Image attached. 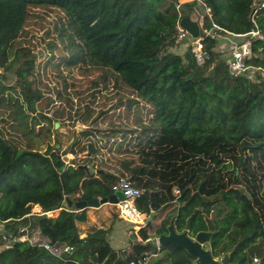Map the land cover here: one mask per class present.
<instances>
[{
	"label": "trees",
	"instance_id": "1",
	"mask_svg": "<svg viewBox=\"0 0 264 264\" xmlns=\"http://www.w3.org/2000/svg\"><path fill=\"white\" fill-rule=\"evenodd\" d=\"M178 1L0 0L3 232L16 234L27 227L51 243L75 248L56 257L28 242L0 238V264H128L149 255L151 222L139 231L141 242L133 241L123 250L110 247L111 227L88 230L81 237L87 209L74 204L109 197L119 179L141 191L137 207L144 214L176 204L178 233L195 211L190 234H211L208 247L213 258L264 264V0H203L211 11V20L204 16L207 29L212 21L244 35L254 27L252 19L259 29L258 37L245 36L252 57L246 62L248 73L238 78L231 77L222 53L215 50L217 35L203 41L207 60L202 67L196 65L190 48L182 56L170 51L183 44L176 29L181 16L198 12L191 4L183 6L186 11L177 9ZM33 9L58 11L46 52L14 49ZM58 49L62 52L55 56ZM45 57L47 62L60 58L70 69L67 73L58 69L48 79L53 82V99H45L43 91L28 81L39 75L37 64ZM74 69L84 78L98 76L85 86L73 76ZM101 83L103 88L112 83L111 98L99 95ZM14 90L21 99L15 105L6 95ZM114 98L116 103H109ZM100 99L102 108H91ZM55 122L60 128L77 123L88 127L74 132L78 139L70 153L84 154L83 164L94 166L93 172L64 165L56 150L59 139L43 153L17 148L15 143L31 146L39 134L50 135ZM174 188L180 190L177 198ZM214 203L219 214L217 208L209 217ZM32 205L43 212L63 209L52 218H26ZM172 218L162 220L158 236L166 233ZM161 252L170 264L194 260L174 247H161Z\"/></svg>",
	"mask_w": 264,
	"mask_h": 264
},
{
	"label": "rangeland",
	"instance_id": "2",
	"mask_svg": "<svg viewBox=\"0 0 264 264\" xmlns=\"http://www.w3.org/2000/svg\"><path fill=\"white\" fill-rule=\"evenodd\" d=\"M189 6L195 7L196 5L194 4V5H189ZM57 13H58V11L54 10V9L53 10H49V9H43V10H41V9H38V10L37 9H33L29 19L27 20V23H26L23 31L21 32L20 36L18 37L17 41L15 42L14 49H17L19 47H31L36 52L44 50L45 49V44L47 42H49L52 39V36L54 35L53 34V26H54L53 22H54V20H55V18L57 16ZM189 15L192 16L194 20H197L200 23H206L207 24V20L205 19L203 12H200V13L197 14L196 11H190ZM177 26H178V24H177ZM177 26H176V29L178 30L179 27H177ZM191 45H192L191 42H189L187 44L183 43V44H181V45H179L177 47L171 48L170 51L174 52L177 55L182 56L189 50ZM48 52L52 53L50 50H48ZM60 52H62V51L58 49V50H54L53 53H54L55 56H58ZM47 60H48L47 57L41 58L39 60V63L37 64L39 75L32 76V77L28 78V81L31 82L32 88L38 87V88H40L43 91L45 99L48 98V97H51L53 99V98H55V93L52 91L53 82H50L48 79H50L51 77L56 75L58 69L60 71H62L63 73H67L70 69H68L65 66L64 60H62L60 58H54L50 62H47ZM72 71L74 73L73 76H75L77 78L78 77L81 78L82 81H83L82 84H84L85 86L89 85L91 81L96 80V77L98 76V73H93V75H88L87 78H84L81 74L78 75L77 69H74ZM35 77L39 81L38 83L36 82ZM12 81H13V79H11L8 83L11 84ZM67 81H68V83L72 82V80L70 78H67ZM46 85H47V87H46ZM99 87L101 88V91H100L101 93L99 94L100 96L104 95L106 97H110L111 98V96H113L114 93H115V91L111 89L112 83L108 84L109 88L108 87L103 88V84L102 83L99 85ZM72 91H73V88L69 87L68 88L69 96L72 93ZM6 95L11 97V103L14 104V105L20 103V101H21L18 90L7 92ZM73 98H74V100H76L75 97H73ZM5 99H7V98H5ZM45 99H44V101H45ZM100 101H101V99L98 101V103H96L93 106H91V108H96V107L97 108H102L101 104L104 102V100H102L103 102L101 104H100ZM42 102H43V100H42ZM109 103H112V104L116 103V99L114 98L113 100H109ZM78 125L83 126V125H81L79 123H77L75 126H72L70 124H65L61 128L59 126L57 129H52L50 131V135H48L47 133L43 132L42 134H39L38 136H36L32 140L31 146L25 145L23 143V141L20 142V143H15V144L17 145L18 149L31 148V149H33L35 151H40L41 153H43L48 146L54 145V142L57 139H59L61 146H59L58 149L56 148V150H58V155L61 157V151L64 148L71 146V143H72L74 137L76 136L75 135L73 137L74 132L76 131V133H80V132H78L76 130ZM84 127H86V129L88 128L87 126H84ZM103 127H105V126H103ZM70 139H72V140H70ZM102 142H104V140H102ZM69 154L72 155L70 152H69ZM84 159H85V155L84 154H79L77 156H73L72 155L70 159L68 158V160L61 159V161L64 163V165H67V163L70 162V164H72L75 167L77 165H85V164H83ZM94 169H95V167L91 166L90 167V170H91L90 172H93ZM200 205H203V204H200ZM96 209L97 208L90 209V211L86 215L88 217V220H86V222L82 224L81 229H82L83 232H87L88 231V228H84V226L85 227H87V225L98 226L99 224L102 223V219L104 220L107 217H109V219L106 221L107 225H105V227H108L109 226L108 224H110V219L114 220L115 217L117 216V212H116V208L115 207H108V208L104 207V208H102L100 210H96ZM175 209H176V204H173L170 208H167V209L165 208L162 212H155V213L151 214V217H150L151 224H150V228L148 230V234L150 235L151 238L154 237V235H155L154 233L156 232V228L159 227L158 223L161 220L166 219V218H168L171 215H172L173 218H175V214L173 213L175 211ZM203 209H204L203 212L207 216V206L205 208H203ZM211 209L213 210V212H210L211 214L210 213L208 214L209 217H211L215 213L216 209H217V212L220 211V207H219V205L217 203H214L213 207H211ZM53 215H54V217H56L58 215V213L56 212ZM115 220L119 221V222H122L119 218H118V220L117 219H115ZM87 222L89 224H87ZM185 225H186V222H185ZM184 229H185V227H184ZM189 235L191 237H194L192 233L189 234ZM132 236H133V234H132ZM130 242H132V241H130ZM152 242H153V244L155 243V245H157L155 241H152ZM149 248L151 249V252L149 251L150 255H148L149 256L148 264H158V263H160V264H170V261L166 257V253H164V252L163 253L162 252L159 253L158 252V254L155 255V254H152V251L155 252V250H156L155 246L152 245ZM204 248L210 251V249L208 247V243H207V245H205ZM220 258H222V257L219 256L218 258H215V259H220ZM254 262H255V264H258L257 260H254Z\"/></svg>",
	"mask_w": 264,
	"mask_h": 264
},
{
	"label": "built area",
	"instance_id": "3",
	"mask_svg": "<svg viewBox=\"0 0 264 264\" xmlns=\"http://www.w3.org/2000/svg\"><path fill=\"white\" fill-rule=\"evenodd\" d=\"M186 4L196 5L197 8L201 9V12L204 13V16L208 17L211 20V11L206 5L203 3V0H179L176 8L181 10ZM264 7V3L261 5ZM254 27L244 35H237L230 33L217 25H215L211 21V28L207 29L205 27V23H199L200 31L203 33V36H199L194 42H192L190 51L195 58V62L197 66L202 67L207 60V53L204 50L203 41L209 37H220V34H223V37L230 43V58L226 61L229 68V73L231 77L238 78L243 75H246L248 72V65L246 64L252 57L251 54V43L250 40L246 39L245 36H249L250 38H256L259 36V29L252 19ZM178 27V26H177ZM178 40H183L187 35L178 28ZM240 39V42L238 41ZM253 77V76H251ZM72 155L69 153L65 154L66 160L70 159ZM60 157V156H59ZM61 158V157H60ZM62 159V158H61ZM67 165L73 166L72 164L67 163ZM74 167V166H73ZM116 192L122 193V199L118 200L116 204H114L117 212L118 218L131 226V233L138 236L139 231L142 229L148 228V223L151 222V214L142 213L137 207V198L141 194V191L135 187L131 182L125 179H119L112 186V193ZM174 196L177 198L180 195V190L178 188L173 189ZM63 208H58L53 211L43 212L40 206L34 205L31 206L30 212L25 215L26 218H32L36 216H43L52 218L53 214L56 212L59 213ZM4 223L0 222V238L7 243H19V242H28L32 246H37L43 248L45 251L49 252L51 255L56 257H60L63 254L72 253L75 248L74 246L65 244V243H51L46 238L42 237L36 230L29 231L28 228L24 227L20 229L16 234H6L3 232ZM154 237L148 239L146 242L152 243L156 248V250H160L161 246L158 243V235L155 232ZM149 256L145 254L144 258L131 260L128 264H148ZM75 264H78L75 262Z\"/></svg>",
	"mask_w": 264,
	"mask_h": 264
},
{
	"label": "water",
	"instance_id": "4",
	"mask_svg": "<svg viewBox=\"0 0 264 264\" xmlns=\"http://www.w3.org/2000/svg\"><path fill=\"white\" fill-rule=\"evenodd\" d=\"M197 8V7H196ZM200 13V9L197 8ZM187 7H181V11H186ZM178 27L181 31H183L187 36L183 39V43L187 44L189 42H194L199 36H203V33L200 31L199 23L197 20L192 19L189 15H182L178 22ZM59 124L57 122L54 123V129H57ZM84 126H77V131L81 132L85 130ZM77 141V137L75 136L71 146ZM58 149L59 146L56 145ZM70 152V147H66L61 151L62 159H66L65 154ZM80 170H84L87 174L90 173L89 164L81 165L78 167ZM101 171H97V174H100ZM239 192L243 191L242 187L238 188ZM248 199L250 197L246 195ZM122 199V193L116 192L104 199H93L89 201H81L75 203V207L79 210H84L86 208H99L101 205L109 204L114 205L118 202V200ZM195 211H193V214ZM189 216L186 219L185 229L178 233L175 230L174 221L175 218H172L169 222V225L166 228V233L158 236V243L161 247H174L176 249H180L185 252L188 256L193 258L192 264H232L228 256H223L220 259H215L211 255V251L205 249V245L210 241L211 234L207 232L200 231L194 237H191L190 234V224L192 221V217ZM219 214V212H217ZM135 239V237H134ZM86 246V243L85 245ZM252 264H255L253 262Z\"/></svg>",
	"mask_w": 264,
	"mask_h": 264
},
{
	"label": "crops",
	"instance_id": "5",
	"mask_svg": "<svg viewBox=\"0 0 264 264\" xmlns=\"http://www.w3.org/2000/svg\"><path fill=\"white\" fill-rule=\"evenodd\" d=\"M190 17L193 19L192 16H190ZM215 50L217 52L222 53V56L226 61L230 58V55H231L230 54V43L225 39V37H218ZM60 160H61V158H60ZM32 206H34V205H32ZM104 207L108 208V207H115V206L105 204V205H101L96 210H100ZM86 209H87L86 210V215H87L88 212L90 211V209H93V208H86ZM108 219H109V217L105 218L104 219L105 221L102 219V223L99 224L98 226L87 225V227L84 226V228H88V230L107 228V227H105V225H107L106 221ZM115 219L118 220V216H116ZM115 219L114 220L110 219V224H108L109 225L108 227H111V229H112V232L108 236V243L112 249L123 250V249L129 248L134 243L133 242L134 240H135V242H138V243L141 242L139 237H137V239L136 238L134 239V237L132 236V233H131V226L129 224L116 221ZM87 220H88V217H87ZM161 221L158 223V226L160 225ZM87 224H89V223L87 222ZM149 227H150V225H149ZM148 230H149V228H148ZM157 230H158V228H156V232H157ZM88 233H89L88 231L82 232L81 237L82 238L85 237L86 235H88ZM130 241H132V243ZM144 243H146V242H144ZM149 251L151 252V249H149ZM158 252L160 253V250H156L155 252L152 251V254L156 255V254H158ZM133 260H135V259H133Z\"/></svg>",
	"mask_w": 264,
	"mask_h": 264
},
{
	"label": "clouds",
	"instance_id": "6",
	"mask_svg": "<svg viewBox=\"0 0 264 264\" xmlns=\"http://www.w3.org/2000/svg\"><path fill=\"white\" fill-rule=\"evenodd\" d=\"M154 213V212H153ZM135 238L137 239V237L135 236Z\"/></svg>",
	"mask_w": 264,
	"mask_h": 264
}]
</instances>
